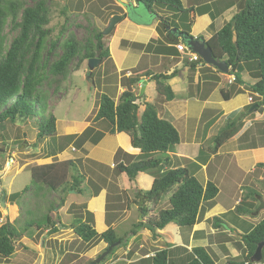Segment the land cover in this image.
Wrapping results in <instances>:
<instances>
[{
    "label": "trees",
    "instance_id": "16d2710c",
    "mask_svg": "<svg viewBox=\"0 0 264 264\" xmlns=\"http://www.w3.org/2000/svg\"><path fill=\"white\" fill-rule=\"evenodd\" d=\"M135 1L144 4L152 11L154 6H159L172 13L171 21L167 17L159 15L161 19L158 30L160 32L162 28L166 29L173 23L177 30L182 31V35L192 36L191 28L195 21L194 7H185L182 0ZM53 11V2L48 0H35L32 5L26 4L23 0H0V131H6L7 123H16L17 120L25 122L33 119L37 128L36 145L39 142H44L47 137H54L57 140L58 118L55 113H48L47 105L45 106L42 102L44 98L48 100L45 92L41 90L46 73L50 72L55 76L67 78L72 69L79 70L85 61L98 54L100 58L98 66L111 58V51L103 31L97 30L96 32L94 29L86 40L79 39L76 33L70 30L71 19L66 8L60 12L64 16L60 33L56 39H52L51 46L47 50V40L53 35V30L49 27ZM213 18H216L215 14H213ZM8 25L11 26L10 31L16 33L10 42L6 33ZM209 30L212 34L206 38V41L212 47L214 57L220 61H226L230 67L228 74L234 75L233 81L221 88L224 100H230L236 94L244 92L245 89L250 90L253 94L264 96V0H244L239 11L232 15L221 29L215 31L214 25H211ZM167 40L172 45L178 42V38L171 34L167 35ZM158 42V39H152L144 45L122 40V45L150 49L148 51H151L154 49L155 43ZM57 46L61 47L62 53L49 63V57ZM163 46L166 49H171L166 44ZM45 50H47L46 57H44ZM171 51H175V49L172 47ZM184 57L190 68L195 69L201 64L208 66L206 70L211 71L212 66L205 63L201 56L196 61H190L187 55ZM75 60H77L76 64H74ZM140 67L138 65L133 68L129 76H126V73L123 74L122 83L126 89L117 101L106 93L101 94L92 121L107 120L110 134H128L131 137L132 146L140 151L136 160L116 163V172L126 173L131 180L136 179L141 173H147L154 177L151 188L140 190L137 195L136 202L143 217L142 221L135 224L130 233L127 232L124 236L118 235L113 227L99 233L91 219L84 220L82 215L75 210V205L71 208V212L75 215L70 224L74 234L85 243L104 241L107 244L105 251L110 249L108 255L116 248L126 246L129 234H137L138 230L144 227L143 219L146 217H148L147 222L154 226L152 229L154 232L164 229L170 223L177 224L182 236L187 241L186 238L195 224L204 217L207 210L216 204V197L220 192L219 187L212 180L204 183L199 179L193 166H198L197 161L184 158L186 165H173L169 153L174 151L181 142V135L170 120L160 116L157 104L146 102L145 108L141 112V103L139 101L131 102V99L136 96L134 87L141 82L143 76H148L155 81L156 91L162 99L173 100L176 95L168 80L177 75V71L171 74L153 73L151 69L142 71ZM247 70H250L252 76L256 78L254 82L244 78V71ZM94 71L90 72L91 77H93ZM202 72L205 74L204 69ZM216 73H222V71L216 67L215 75L212 76L214 79H219ZM208 77H210V73ZM213 87L212 85L208 92ZM262 105L264 106V99L254 101L250 105L229 113L224 124L211 138L214 146L218 148L234 137L242 129L245 121L252 117L256 111H259ZM206 116L207 114H204V118ZM104 135V131L88 126L80 135H65L70 137L69 141L66 142V145L63 143L65 146L61 143L60 145L63 147L58 144L52 147L51 155L62 152L70 143H75L76 147L82 146L87 140L98 143ZM203 151L202 146L200 155ZM121 152L118 151V158ZM156 153H162L163 156L153 157ZM80 165L81 163L69 159L33 166L31 169L32 184L35 186L36 193L45 187L65 193L66 186L83 193L82 184L85 182V176ZM257 166V168H261L264 167V164L259 163ZM69 175L71 180L68 179ZM29 189L30 186H27L24 188V192ZM252 191V193L255 192L253 189ZM168 193H171L169 206L159 207L160 202ZM18 195L19 193L15 192L11 197L17 198ZM141 195L144 196L143 204L139 201ZM257 201L256 198H242L232 212L236 216L252 215L257 208L255 205ZM152 212L153 214L150 215ZM39 220L42 221L44 229L48 228L50 233L58 231V225L51 214H47L44 219ZM212 220L219 225V228L225 229L224 218L214 216ZM41 225L37 228L40 229ZM24 235L25 232L19 231L11 221L1 222L0 257L9 260L15 254L17 244ZM242 240L245 257L243 260L234 259L230 261V264L264 263V248L261 261L252 260L258 244L264 242V218L248 232L243 233ZM179 253H183V256ZM76 257L78 255L66 253L60 264H66V262L69 264ZM142 260L143 262L137 261L133 264L216 263V257L208 246H196L191 251L185 246L166 247L157 249L151 257ZM91 261L89 260L86 264Z\"/></svg>",
    "mask_w": 264,
    "mask_h": 264
},
{
    "label": "crops",
    "instance_id": "0c3cea01",
    "mask_svg": "<svg viewBox=\"0 0 264 264\" xmlns=\"http://www.w3.org/2000/svg\"><path fill=\"white\" fill-rule=\"evenodd\" d=\"M113 1L115 8H113V10L110 12V17L117 14L122 16V20L115 26L112 34L108 35V39L106 38L111 51V58H109V61L113 60L116 71L119 74V89L117 90L116 96L113 98L117 101L119 99V96L126 89V87L122 83L123 74L126 73V76L131 75L132 69L137 67L138 65L139 67L141 66L140 69L142 71L151 69L153 73L171 74L174 71H177V75L168 80V83L173 87L175 91L176 97L171 101H165L164 99H162L161 107H163L161 108L160 105L157 104L159 114L163 118L170 117L171 119H173L172 123L176 125V122H179L184 116H186L187 109L191 104L195 106L198 113L196 112L197 123L196 127L192 131L193 134L191 137H186V140L189 143L183 142L181 136V142L175 147L174 151H171L169 153V158L171 159L173 165H186L187 163L184 158H189L193 161H197L198 166L193 164L191 165L194 166V170L197 176L201 172H205V179L201 181L206 183L208 180H211L209 179L211 176H218L219 173L210 170L212 162L218 159L219 155L222 156L220 150L230 140H233L235 147L233 148V150L231 149V151H233L232 154L235 155V158L237 159V161H239V165L243 170H245V173H249L250 176L248 177H250L249 179H251L249 181L250 184H258L257 181H261L262 179L264 180V168H257V165L259 163L264 164V118L260 119L258 117L259 113L264 114V110L263 112L260 111L261 109L259 111H256L252 115V117L248 118L245 121L242 129L234 137L223 143L220 147L216 148L213 146V144L208 151L209 153L211 152L210 154L206 155L205 150V152L200 155V150L204 145V141L206 140V138L209 136L212 138L224 124L223 122L225 121L221 123L222 119L238 108V106H233L230 110H228L229 112H225L222 111L223 109L221 110L220 108L215 107L212 100L214 92L219 89L220 86L221 88H223L229 85L233 81L232 78L234 77V75H230L227 73L229 77L228 79H226V73H216L219 79H214L212 76L215 75L216 67L213 65H211V71L206 70L208 69V66H204L201 64L198 65L195 69L190 68V66L185 61L184 56L186 55L177 47L178 43L185 44L182 31L177 30V28L173 26V23L167 26L166 29L162 28L161 32L158 30V24L161 19L159 15H163L165 18L168 16V18L173 19V17L171 16L172 13L166 8L157 6L158 10L154 9L152 11L144 4L135 0ZM182 1L185 7L195 8V12L193 14L195 16V21L191 28V35L198 38L204 37L206 39L212 34V32H210L209 30L211 25H214L215 31L221 29L226 21L230 19L232 15L239 11L244 0ZM110 4L111 3L108 2L106 7H110ZM213 14L216 15V18H213ZM221 19H224V21L220 22ZM168 34H171L173 37L178 38V42L174 45L169 43L167 40ZM152 39H158L159 42L155 43L154 49H151V51H148L150 49L147 50L145 48H134L132 46L122 45V40H128L130 42L146 45ZM165 44L167 46H170L169 48L171 49L173 47L175 51L166 49L163 46ZM160 48H162V50H159ZM107 61L108 60H106L102 64L106 63ZM203 69L205 70V74H203L202 72ZM209 73L210 77H208ZM107 75L108 70L106 68L105 80H107ZM243 75L244 78L248 81L254 82L256 80V78L252 76V72H250V70L244 71ZM142 79H145L147 81L146 90L144 96L142 97L145 100L149 90H152L153 88H155L156 90V86L155 81L150 77L143 76ZM212 85L214 86L213 89L208 92ZM141 87L142 80L136 87H134L135 92L138 90V92H136V95L140 93ZM178 91H181L183 94ZM239 95L248 96L247 104L241 106V108L250 105L254 99H264V96L253 94L248 89H245L244 92L240 94H236L234 97H238ZM137 101H139V99ZM146 102L149 101H145V103ZM198 103L199 107L197 108L196 104ZM141 108L143 111L145 105L140 106V109ZM204 114H207L205 118ZM202 121L204 122L202 123ZM97 122L98 121H91L85 123L84 127L82 128L74 126L72 127V130L67 131L65 135H80L88 126H93L96 130H102L97 126ZM201 125L202 128H200ZM102 131H104L105 135L98 143L87 140L82 144V146L78 147L75 146V143H70L62 152L58 153L57 155H51L52 149L49 148L48 157L59 156L61 159L59 161L71 159L78 163L82 162L85 164V171L82 172L85 176V181L87 180L88 182H90L92 177L95 178H93L95 180V183H92V189L89 193H79L75 190V195H80V199L83 200H79L77 202L76 199L75 202L73 201L69 204L67 211L70 213V215H73V213L71 212V208L75 205V210H77L80 215H82L84 220L89 221L91 219L94 227L99 233H102L110 227H113L118 235L124 236L128 230L126 231V233L120 234V226L126 225L131 231L132 227L135 224L142 221L140 217L141 213L139 211V206L136 202L137 195L140 190H148L151 188L154 177L147 173H141L136 179H134L135 181H132L130 178L129 180L125 179L127 181L126 186L119 185L118 178L122 177L124 179L123 176L126 173L116 172V163L136 160L139 156L140 151L132 146L131 137L128 134H110L108 132V128L103 129ZM65 135L59 134L57 130L58 146L63 147L60 145L62 141L59 138ZM63 143L66 145V142ZM189 144L195 146L196 151L190 153L187 148ZM69 148H71V150L75 154H69ZM118 151L122 152L119 157V161L117 162L116 160L118 158ZM79 153L80 155L78 156ZM142 174L147 175H145V177L142 179ZM112 184H114V187L112 186ZM117 186H119L118 192L116 190ZM130 189L134 193L133 197L125 194V192ZM54 192L60 191L58 190ZM217 197L216 204L209 210H207L204 217L200 218L198 223L195 224L191 233L186 238L187 241H185L184 237L182 236L180 227L177 224L170 223L164 229H158L154 232L147 226L149 225V223L147 222L148 217H146L143 219L146 226L141 227L138 230L137 234H132V236L129 237L128 242L124 247V252H115V254L117 253L119 255L116 254V259L113 260L110 264H133L137 263V261L143 262L142 259L151 257L157 250V248H153V246H146V244L151 239L153 242L163 241L164 246H160L158 249H163L166 247L174 248L176 246H185L188 248V250L191 251L192 248L196 246H208L211 248L216 257L215 264H230V261L234 259L243 260L245 254L242 235L243 233L248 232L254 225H256L252 222L253 219L249 216L258 215L262 209L259 210L257 214H254V212L252 215H239V218L232 221L231 223H229V220L224 219L225 222L223 225H228L229 229L227 230L226 228V230H222L218 227L219 225L212 220V218L214 216H221L223 218V216L229 210L225 209V207H223L218 202L219 200L217 199ZM61 201H63L64 203L65 199H61ZM240 201L241 199H238L236 201V205ZM167 206H169V203ZM11 208L12 207L9 206L8 210L10 211ZM234 208L235 206H233L230 210H233ZM49 213L50 212H48V214ZM152 214L153 212L150 213V215ZM72 221L73 220H71L70 224L72 223ZM11 222L13 223L14 221L11 220ZM55 223L56 225H58L57 232L50 233L48 228L42 229V231L47 232L51 235L54 234V236H52V239L55 240L54 245H57L56 240H58L61 245V247L59 245V249H57V247L55 246V248H53V246L51 245L53 249V255H62V259L59 260L57 264H60L62 262V260L66 256V253L78 255V257H76V259L69 264H73L81 258H86L87 262L89 260H94V258L92 257L97 255L107 247V244L104 241L85 243L82 241V239L78 238L74 234V232L73 234L75 236L70 241H68L67 237H62L63 234H65L66 228L68 227H65L64 224L62 225L61 220H58L57 222L55 221ZM68 229L73 231L70 226ZM236 235L239 236L242 241L237 240ZM36 236L37 234L33 238L36 239ZM223 245H225V248L222 247ZM90 247H92V249L90 250L91 252H93L92 254L91 252H86L87 248L89 249ZM82 249L86 251H82ZM82 252H86L85 256L84 254L82 255ZM179 254L183 256V253ZM99 255L100 254H98L97 257Z\"/></svg>",
    "mask_w": 264,
    "mask_h": 264
},
{
    "label": "rangeland",
    "instance_id": "374dc122",
    "mask_svg": "<svg viewBox=\"0 0 264 264\" xmlns=\"http://www.w3.org/2000/svg\"><path fill=\"white\" fill-rule=\"evenodd\" d=\"M23 1H25L28 5H32L35 2V0ZM48 1L53 2L54 11L52 13V20L49 25V27H51L53 30V35L47 40V50L51 46L52 39H56L60 33L61 24L64 22V16L60 13L62 9L66 8L67 13L70 16V30L75 32L79 39L86 40L91 36L94 29L97 32V30L104 31L107 28L108 24L113 18V16L110 17V12L113 10V8H115L113 0ZM108 2L111 3L110 7H106ZM158 7L154 6V9L158 10ZM167 19L171 21L168 16ZM221 21H224V19H221L220 22ZM10 29L11 26L8 25L6 28V33L8 34L9 42L16 35V33L11 32ZM108 37V35H105V39H108ZM47 50L44 51V57H46L47 55ZM61 53V47L57 46L54 52L49 57V63L58 58ZM76 61L77 60H75L74 64H76ZM88 63L89 60L85 61L79 70L72 69L67 78L55 76L50 72H47L45 80L41 85V90L45 92L48 97V100L44 98L42 99V102L45 106L47 105L48 113H55V115L57 116V128L59 134L65 135L67 131L72 130V127L77 126L78 128H82L84 127L85 123L91 122L97 111L98 101L102 93H106L111 97H115L117 94V90L119 89V74L116 71L113 60L107 61L106 63L100 64L99 66L97 65L96 69H94L95 71L93 73V77H91L90 75V72L92 71H90ZM106 68L108 70L107 80H105ZM228 77L229 75L227 74L226 79H228ZM220 88L221 86L214 92L212 96L215 107H218L221 110L223 109L222 111L229 112L228 110H230L233 106H238V108H241V106L247 104V95H239L238 97H233L230 101L223 100ZM136 92H138V90ZM178 92L183 94L181 91ZM161 100L162 97L159 96L155 88H153L152 90H149L145 100L143 98H140L139 102L141 103V106H144L145 101H149L158 104L161 107ZM257 100L254 99L253 102ZM192 105L193 104H191L187 109L186 116H184L179 122H176L175 125L181 133L183 142H188L186 140V137L192 136V131L196 127L197 123V109L194 105ZM196 105L198 108L199 103ZM263 110L264 106L262 105L260 111L263 112ZM140 111L142 112V108L140 109ZM258 117L260 119L264 118V114L259 113ZM164 118L169 119L171 122L173 120L170 117ZM225 118L226 117L222 119L221 123L225 121ZM97 124L99 129L102 130L109 127V122L107 120H100L97 122ZM36 138L37 128L33 119L25 122H23L22 120H17L16 123H7L6 131H0V223L13 220V225L19 231H24L26 234L21 239V242L17 244L15 254L9 260L0 257V264H57V262L62 259V255H53L52 246L53 248L57 247V249H59L58 247L60 243L58 240H56L57 245H54L55 240L52 239V236H54V234L51 235L47 232H43V223L39 219H44L48 212H50L49 214H51L54 221L57 222L58 220H61L62 225L64 224L65 227L69 228L70 222L71 220H74L75 215H70V213L67 211L68 206L71 202H75L76 199L77 202L79 200H83L80 199V195H75V189H70L68 186H66V192L63 194L61 192H54L47 187H45L43 191L36 193L35 186H33L32 184V167L51 163L53 161L59 162V160H61L59 156L48 157L49 148L55 147L58 144V140L54 139V137H47L44 142H39V144L36 145ZM59 139L63 144V142H68V139H70V137L64 136L60 137ZM212 145L213 143L211 141V137L209 136L204 141L203 153L206 150V155L210 154L211 152L209 153L208 151ZM234 147L235 145L233 143V140H230L223 146V148L220 150L222 156L219 155V158L214 160L210 167V170H213L219 174L216 177L211 176L210 178H208L215 182L220 188V193L217 197V199L219 200L218 202L223 207H225V209L229 210L223 216L225 220H229V223H231L232 221L239 218L234 214V212H232L233 210H230L233 206H236V201L238 199L242 200V198H256L258 201L255 202V205L257 206L255 212L260 209L261 206L262 210L260 209L261 212L258 215L249 217L253 219V223L257 224L264 218V180L262 179L261 181H257L258 184H250L249 181L251 179H249L250 177H248L250 176L249 173H245V170H243L239 165V161H237L235 155L232 154L233 151H231V149L233 150ZM187 148L190 153L196 151L195 146H192L191 144H189ZM68 153L71 155L75 154L71 150V148L68 149ZM79 155L80 153L78 154V156ZM162 156V153H156L153 157ZM116 161L118 162L119 158H117ZM79 163H81V165L79 166L81 171H85V164L82 162ZM258 169H260V167ZM145 175L147 174H142L141 178L143 179ZM205 176V172H201L198 175L200 180H204ZM123 177L124 179L122 177L118 178V184L126 186V180H129V177L127 174H124ZM93 178L94 177H92L90 182L86 180L82 184V188L85 193H89L92 189V183H95V178ZM68 179L71 180L70 175L68 176ZM27 186H30V189L24 192V188H26ZM112 186L114 187V184H112ZM252 189L255 191L254 193H252ZM116 190L117 192L119 191V186L116 187ZM15 192H18L19 195L17 198H12L11 195ZM125 194H128L132 197L134 196V193L131 189L126 191ZM170 196L171 193H168L167 196L160 202L159 207L167 206ZM259 197H261L263 202L259 200ZM62 198L65 199L64 203L63 201H61ZM9 206L12 207L10 211L8 210ZM76 218L81 219L80 217ZM39 225H41L40 229L37 228ZM144 226H146V224ZM68 228H66L65 234L61 236L63 238L67 237L68 241H70L75 235L73 234V231ZM226 228L227 230L229 229L228 225L225 224V230ZM126 231L130 233V229H128V226L124 225L119 227L120 234L126 233ZM36 234V239H34L33 237ZM131 236L132 234H129L128 239ZM236 239L242 241L239 236H237ZM146 246H153V248L158 249L160 246H164V243L163 241L153 242L151 239L146 244ZM124 247L125 246L116 248L110 255H108V257L104 261L102 260L99 264H110L113 260L116 259L117 253L115 254V252H124ZM222 247L225 248V245H223ZM91 249L92 247H90L89 249L87 248V251L83 249L82 251L90 253ZM86 252H82V255L84 254L85 256ZM104 252L105 249H103L98 254L101 255ZM92 253L93 252H91V254ZM97 255L92 258H94L95 260L97 258ZM86 263L87 259L81 258L73 264ZM66 264H68V262H66Z\"/></svg>",
    "mask_w": 264,
    "mask_h": 264
},
{
    "label": "water",
    "instance_id": "95a60500",
    "mask_svg": "<svg viewBox=\"0 0 264 264\" xmlns=\"http://www.w3.org/2000/svg\"><path fill=\"white\" fill-rule=\"evenodd\" d=\"M122 20V16L117 14L114 15L113 18L111 19L110 23L108 24L107 28L103 31L104 35H109L115 28V26ZM183 40L186 44V46L192 50L193 52L199 54L202 59L204 60L205 63H207L208 65H213L215 67H217L219 70H221L224 73H228L230 70V67L227 65V62L224 60H218L214 57L213 54V49L211 46H209L207 44V41L204 37H194V36H189V35H183ZM100 63V58H99V54L94 57L91 58L89 60V68L90 71H93L96 66ZM146 86H147V81L145 79H142V87L140 90V93L136 96H134L131 99V102H137L138 99L142 98L144 96L145 90H146ZM259 200L261 202H263V200L261 199V197H259ZM140 203L143 204L144 203V196H140ZM260 209H262V206L260 207ZM258 209L254 214H257L259 212ZM142 215H141V219H142ZM150 229H153V225L149 224L147 225ZM225 226V225H224ZM263 248H264V242H261L258 244V247L252 257L253 261L259 262L262 259L263 256ZM110 249L106 250L104 253H102L99 257H97L95 260L91 261L89 264H99L102 260H104L106 258V256L109 254Z\"/></svg>",
    "mask_w": 264,
    "mask_h": 264
},
{
    "label": "built area",
    "instance_id": "2783aa9c",
    "mask_svg": "<svg viewBox=\"0 0 264 264\" xmlns=\"http://www.w3.org/2000/svg\"><path fill=\"white\" fill-rule=\"evenodd\" d=\"M177 47L180 49V51L184 52L189 58L190 61H196L199 59L200 55L190 50L186 44H178ZM234 79V77H233Z\"/></svg>",
    "mask_w": 264,
    "mask_h": 264
},
{
    "label": "clouds",
    "instance_id": "9594fccd",
    "mask_svg": "<svg viewBox=\"0 0 264 264\" xmlns=\"http://www.w3.org/2000/svg\"><path fill=\"white\" fill-rule=\"evenodd\" d=\"M99 256H100V255H99ZM99 256H98V257H99ZM92 261H93V260H92Z\"/></svg>",
    "mask_w": 264,
    "mask_h": 264
}]
</instances>
